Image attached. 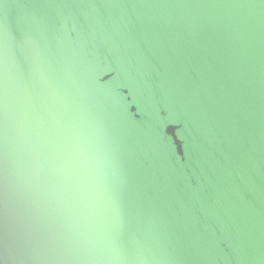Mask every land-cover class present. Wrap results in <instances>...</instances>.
<instances>
[{"label": "water", "instance_id": "water-1", "mask_svg": "<svg viewBox=\"0 0 264 264\" xmlns=\"http://www.w3.org/2000/svg\"><path fill=\"white\" fill-rule=\"evenodd\" d=\"M0 264H264V0H0Z\"/></svg>", "mask_w": 264, "mask_h": 264}]
</instances>
